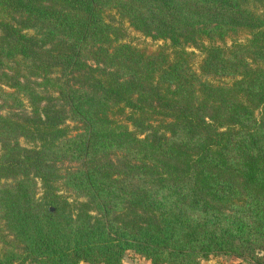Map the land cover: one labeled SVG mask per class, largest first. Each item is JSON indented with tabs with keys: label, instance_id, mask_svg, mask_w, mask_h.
<instances>
[{
	"label": "trees",
	"instance_id": "16d2710c",
	"mask_svg": "<svg viewBox=\"0 0 264 264\" xmlns=\"http://www.w3.org/2000/svg\"><path fill=\"white\" fill-rule=\"evenodd\" d=\"M25 102L0 264H264V0H0V109Z\"/></svg>",
	"mask_w": 264,
	"mask_h": 264
},
{
	"label": "rangeland",
	"instance_id": "374dc122",
	"mask_svg": "<svg viewBox=\"0 0 264 264\" xmlns=\"http://www.w3.org/2000/svg\"><path fill=\"white\" fill-rule=\"evenodd\" d=\"M105 19L108 21H111L115 24H122L125 29V35L124 37L121 38V40L129 41L132 43H145V42H151V43H161L162 40H154L150 36L143 35L141 32L138 30L134 29L132 26L128 24V22L121 18L120 15L115 11V10H108L104 13ZM228 42H230V39H228ZM190 49H193V47H189ZM196 51V56L193 61V66L195 68H198L199 61L201 59V54L199 53V50L195 49ZM226 77H221V79H224ZM218 80V79H217ZM1 112L6 113V112H15V113H27L30 110V107L27 105L25 102L21 107H13L8 104H4L2 108L0 109ZM66 123H68L69 127L74 130L75 123L66 120ZM19 141L23 145H30L31 142H29L26 138L20 137ZM75 161H59L57 165L61 170H64L66 167H71L75 165ZM39 185V184H38ZM39 189V188H38ZM258 253H261L260 250H258ZM131 250H127L124 254V257L127 261L131 260V258H136ZM132 261H134L132 259ZM81 264H89V263H81ZM135 264V262H134ZM204 264H257L254 262V259L251 257L250 259H242L240 257L236 256H226V255H215V256H210L206 260H204Z\"/></svg>",
	"mask_w": 264,
	"mask_h": 264
},
{
	"label": "crops",
	"instance_id": "0c3cea01",
	"mask_svg": "<svg viewBox=\"0 0 264 264\" xmlns=\"http://www.w3.org/2000/svg\"><path fill=\"white\" fill-rule=\"evenodd\" d=\"M132 259L134 261H132ZM150 264L149 261L145 258H141V257H136V258H131V260H126L125 258H123L122 260V264Z\"/></svg>",
	"mask_w": 264,
	"mask_h": 264
},
{
	"label": "water",
	"instance_id": "95a60500",
	"mask_svg": "<svg viewBox=\"0 0 264 264\" xmlns=\"http://www.w3.org/2000/svg\"><path fill=\"white\" fill-rule=\"evenodd\" d=\"M50 209H53L52 207H50Z\"/></svg>",
	"mask_w": 264,
	"mask_h": 264
}]
</instances>
